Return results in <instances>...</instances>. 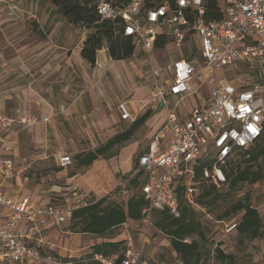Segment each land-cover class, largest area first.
<instances>
[{"label": "built area", "instance_id": "obj_1", "mask_svg": "<svg viewBox=\"0 0 264 264\" xmlns=\"http://www.w3.org/2000/svg\"><path fill=\"white\" fill-rule=\"evenodd\" d=\"M206 1H165L145 10L142 0L120 4L93 0L100 17L112 23L114 35L131 37L143 52L153 51L161 37L177 47L190 41L191 58H176L173 66H168L172 74L169 85L161 89L157 86L154 93V99L161 100L166 108L155 140L166 139V146L158 153L150 146L137 157L133 175L141 172L143 177L140 190L147 202L142 209L144 223H151L157 210L179 215V184L184 185L187 201L194 203L195 166L203 157L210 165L201 169V176L219 187L225 182L226 162L264 135V0H220L218 18L208 17ZM196 56L201 60L200 70ZM235 66L252 68V74L246 72L247 77L238 75L234 79L217 75ZM203 85L209 86L206 99L181 114V100ZM170 97L175 99L173 103H168ZM117 109L122 119L130 118L125 102ZM17 123L30 125L25 117L15 118L0 111V132L11 131ZM9 137L0 142V185L15 173L8 155ZM55 160L62 168L72 164L67 154H56ZM133 175L119 181L118 194L127 195ZM86 204V198L75 196L64 205H38L30 195L10 196L0 188V264H85L86 258L43 252L49 248L43 232L49 222L63 224L75 208ZM219 223L222 235H230L237 219ZM209 241L214 249L217 240ZM91 259L100 264H151L131 240L120 257L96 253Z\"/></svg>", "mask_w": 264, "mask_h": 264}, {"label": "rangeland", "instance_id": "obj_2", "mask_svg": "<svg viewBox=\"0 0 264 264\" xmlns=\"http://www.w3.org/2000/svg\"><path fill=\"white\" fill-rule=\"evenodd\" d=\"M89 29L84 26H76L69 23L60 12L57 11L56 7L52 4L51 0H0V68H7L10 66V56L11 52L18 50V54L23 53L27 46L31 47L40 43L50 50L52 44L57 42L64 44L68 49L72 45H68L69 40L76 41L77 38L86 36ZM42 32L44 36L39 35ZM50 36L49 38L47 37ZM66 40L65 43L63 41ZM71 43V42H69ZM73 44V43H71ZM196 45H198L196 43ZM136 46L133 55H131L127 60V65L130 67L129 77H125L123 80L124 85L127 89H122L124 95L121 94L120 98L116 97L118 91L120 90L118 86L120 85V78L123 76H118L116 73H104L102 75H97L93 70L89 74L88 85L81 84V81L77 82V95L81 99L85 96H89L91 92L99 98L109 92L115 93V104L114 108L117 110V104L119 99H124L125 101H132L134 95L135 87H138L145 92L149 93L148 96L144 98L142 104V111H132L136 118L140 116L147 109L157 110L153 103L150 102V91H156L157 85L159 88H165V84L170 79V69L168 66H173L176 58L183 57L188 58L190 55V41L181 45L180 47L167 42L163 48H154L153 51L139 52ZM68 54L70 53L67 52ZM38 53H32L31 68L36 66V63H40L41 57H36ZM24 55V54H23ZM25 56V55H24ZM44 58H48L44 56ZM197 68L201 69V60L199 56ZM35 59V63H33ZM27 64L28 60L24 59ZM2 64V65H1ZM25 64V63H24ZM26 65V64H25ZM30 67V66H29ZM252 74V68L250 70L247 68H241L240 66H235V68H226L223 71H218L217 75L222 74V76L234 79L238 75H242V78L247 76L246 72ZM22 77H17L16 83L9 81L16 74L5 73L0 77V95L4 93L8 94L13 88V86L26 84L31 85L39 95H42V80H34V74L31 71L24 70ZM83 73L81 70L78 72L79 77ZM254 75V74H253ZM79 77L77 79L79 80ZM24 79V80H23ZM119 84V85H118ZM56 85V84H55ZM122 88V87H121ZM209 91L208 85H203L200 90L196 93L198 95H206ZM56 92V90L54 91ZM45 93V90H44ZM194 96V95H193ZM188 100V101H187ZM187 103L192 100L188 98ZM15 101L11 98L7 99V109H12L15 107ZM142 105V106H143ZM17 113L15 112V118L25 117L29 120L30 125L26 126L23 123H17L11 130V136L13 141L16 138V148L18 150L17 162L15 164L16 174L21 179V187L23 190L32 195L35 199L47 198L49 204L53 205H64L67 203L65 198L70 196L69 190L74 187H82L81 184L93 183L90 179V175L95 170L87 167H79L76 165L75 155L87 150H92L100 143L106 141H96L94 146H84L77 147L74 150L67 148L63 145H58L57 143H51L47 146L44 141L45 147L42 146L41 142L34 143L31 138L30 129L36 119V121H42L43 118L40 115L35 117H30L25 114L24 111H18L19 106L17 105ZM12 111V110H11ZM89 122V121H88ZM131 122L126 121L123 123H118L117 132L123 131L128 128ZM45 129V132H51L54 134L58 130V122ZM68 126L63 124L59 128H63L67 131ZM146 135V130L139 128L134 132L131 139L137 140H148ZM84 137H80L81 143ZM51 141V140H50ZM125 141L123 143L126 144ZM83 149V150H82ZM130 149V148H129ZM140 147L133 154V165L136 163V158L142 151ZM128 151V150H127ZM59 152H65L71 156L72 164L66 169L58 168L55 164L54 157ZM240 156L237 157L239 159ZM129 173V172H128ZM126 174L120 178H128L130 175ZM115 183L111 188L106 189L103 193L94 194L89 192L90 196L94 199H99L103 196H107L110 201H117L123 203L124 195L118 194V185ZM80 183V184H79ZM115 186V187H114ZM77 188V189H78ZM88 188V187H85ZM82 189V188H80ZM227 186L220 187L221 197L214 204H199L197 208L196 218L202 222L206 227L204 237L200 239V247L203 255L206 256V251L212 248V244L209 239L215 238L217 240L216 247L223 250L226 254H232L234 256L235 264H264V181L249 184L243 183L234 190H230V193L223 195L226 192ZM247 197L252 206H254L262 219L263 227L262 234L260 237L253 240L239 241L238 235H222V224L216 223V216L221 213L227 206H229L235 199H241ZM72 202V201H70ZM240 213H236L233 218L239 216ZM66 222L60 225H54V231L51 230L49 236V242L51 250L55 253H62L65 255H73L74 257H79L87 254L91 251V246L100 242H120L121 244L118 248L126 247V243L131 240L133 246L139 249L145 259H147L151 264H181L178 258L173 256L171 246L169 244V239L167 236L154 228L151 223H144L141 219L140 221L133 222L127 220L124 224L112 229L109 232L101 236H95L83 233H62L66 229ZM220 239V241H219ZM213 241V240H212ZM214 242V241H213ZM214 250V249H213ZM208 255L209 264H231L221 260L216 252H210Z\"/></svg>", "mask_w": 264, "mask_h": 264}, {"label": "crops", "instance_id": "obj_3", "mask_svg": "<svg viewBox=\"0 0 264 264\" xmlns=\"http://www.w3.org/2000/svg\"><path fill=\"white\" fill-rule=\"evenodd\" d=\"M39 35L44 36L42 32H39ZM47 37L49 38L50 36L47 35ZM84 38L85 36L83 35V37L77 38L76 41H73L70 38L67 39V41L69 40V42L73 43L71 44L68 42V45H72L68 49L64 44H61L59 42L52 44L49 51L47 50V47L45 45L40 43L32 46V48L27 46L26 50L21 54H18V50L16 49L15 52H11L10 66L7 68H3L1 66L0 68V77L5 73H10L9 77L12 73L16 74L14 77H12L11 80H9L12 81V83H16L17 77L23 76L24 70L33 72V74L35 75L34 80L37 79L38 81H43V93H41L42 95H39L38 92L31 87V85L28 86L26 84H16L15 86H13V88H11L8 94L4 93V95H0L1 112L9 116H14L15 112L17 113L18 107L16 106L18 105V111H24L27 116L35 117L36 115H40L43 118L42 121H36L35 119L30 129V132L32 133L31 138L34 143L41 142L42 146L44 147V141L47 143L46 147L50 146L51 143H57L58 145H63L67 148H70L71 150L76 149L77 147L75 146H79L80 148L88 146L90 148V146H94L96 141H103L115 135L119 126L118 123L120 124L126 121H134L136 119V115L132 111H142V107L146 105H143L142 101L145 97L148 96L147 94L149 93L138 87H135L134 89L132 101L128 102L124 99H119L118 104L121 102H125L130 112V118L127 119H122L120 117L118 109L116 108L117 110H115V93L113 92L108 91V93L105 94L102 99H99L94 94V92H91L89 96H85L84 99L78 97V88L76 87L77 82L81 81V84L88 85L89 74L91 70H93V72H95L97 75H102L104 73H116L118 74V76L119 74L123 76L122 78H120L119 76L121 81L120 85L118 84V88L120 90L116 95V97L120 98L121 94H125L122 92V89H127V86H125L123 82V80L126 79L124 78V76L129 77L131 70L126 62L129 57L124 59H113L109 56L106 48L104 47L97 51L95 63L93 65L87 62L80 55V48L82 46ZM65 42L66 40L63 41V43ZM170 43L173 44L172 42ZM138 49L139 52H143L140 48ZM69 51L70 53L68 54L67 52ZM32 53H35V55L36 53H38L36 57H41L40 63H36V66H34L33 68H31L30 64L32 63L29 59L32 57ZM133 54L134 53H132V55ZM44 56H47L48 58L46 59L44 58ZM24 59L28 60L29 64L23 61ZM32 60H34L33 63L36 62L35 59ZM80 70L83 74L79 77L78 72ZM77 77H79V80L77 79ZM171 78L172 74H170V79L166 81L167 83L165 84V88L169 85ZM55 90L56 92H54ZM197 92L181 100V114L188 113L189 109L196 102L206 99L208 93L204 96L196 94ZM154 93L155 91H150V102L153 103V106L157 110L154 111L150 108L147 109L146 111H149V115L145 119L144 123L140 127H138V129L141 128L146 130L145 136L148 137V140L146 141L145 139H129L126 144L122 145L119 148L118 152L114 156L110 158L98 157L91 164L86 165L90 168L93 167V169L95 170L90 175V179L93 183L81 184L82 187L80 188L82 189L74 187L69 190L70 196L65 198L67 202L73 201L75 196L81 198H92L89 192H93L94 194L103 193L106 189L111 188L115 183L117 184L118 180H120L122 176L126 175L132 170L134 166L132 159L133 154L140 147L143 148L141 152L148 150L150 146H152L154 153H158L159 151L164 149V147L166 146V139L155 140V136L157 135V132L164 122L166 108L161 100L154 99ZM9 98L15 101V107H13L12 109H7V99ZM188 98H192V100L187 103ZM174 101V98H168V103H173ZM56 122H58L59 126L63 124L64 126L68 127L67 131H65L63 128H59L58 126V130L57 132H55V139L54 134L51 132L46 133L45 129L47 127H50L51 123L52 125L56 126ZM9 134L10 137L8 143L10 144L11 149L8 152V155L13 159L15 166L17 162V156L19 154L16 148V138L15 141H13L11 131L6 130L0 132V142ZM80 137H84V143H78V141H80ZM59 153L67 154L65 152ZM57 167L61 169L67 168H62L58 165ZM14 170V175L11 178L5 180L0 185L1 191L6 195L15 197L30 195L20 186L21 179L18 174H16L15 167ZM36 201L38 205L49 204L47 198H38V200L36 199ZM53 229L54 223L49 222L43 232L44 240L46 241L49 248H51V246L48 240L51 234V230ZM62 233L67 234L71 232L62 231ZM58 255L63 257L73 256L71 254L65 255L60 252L58 253Z\"/></svg>", "mask_w": 264, "mask_h": 264}, {"label": "trees", "instance_id": "obj_4", "mask_svg": "<svg viewBox=\"0 0 264 264\" xmlns=\"http://www.w3.org/2000/svg\"><path fill=\"white\" fill-rule=\"evenodd\" d=\"M127 1L114 0V3L120 4ZM165 1L172 0H142V8L147 10ZM51 2L69 23L89 29L80 48V55L90 64L95 63L96 53L103 47L113 59H124L132 55L135 49L134 40L129 36L114 35L112 23L100 17L93 0H51ZM206 5L208 17L218 18L219 14L216 9L220 5V0H207ZM167 41L165 37L159 38L155 43V48H163ZM190 58L189 55L188 59ZM148 115L149 111L144 112L132 121L127 129L117 132L92 150L76 154L74 156L76 165L86 166L98 157L114 156L123 143L129 140L136 129L144 123ZM238 156H240L239 159H237ZM209 165V160L203 157L195 166L194 186L197 187V194L193 204L184 197V185L179 184L177 186L179 215L172 216L165 210H157L152 216V225L167 236L173 256L178 258L181 264H209L208 255H211V249L206 251V256L203 255L199 242L204 237L206 227L196 218L198 203L203 205L217 203L222 195L220 187L227 186L223 194L225 195L243 183L253 184L264 181V135L248 149L237 151L234 157L226 162L223 166L225 182L219 187L201 176V169ZM135 170L136 164L128 174L133 175ZM142 183L141 172H137L129 179L128 192L123 203L110 201L107 196L99 199L86 197L87 204L72 211L71 218L66 222L65 231L101 236L124 224L127 220L140 221L143 217L142 209L147 203L140 190ZM236 213L240 214L237 217V225L230 235L237 234L240 242L261 236L263 227L261 216L247 197L235 199L216 216L215 221L219 223L222 220H230ZM185 238H189V242H184ZM120 244L121 241L96 243L91 246V251L87 254L72 258H86L85 264H100L91 259L92 256L100 253L104 256L117 254L120 257L125 248L119 249ZM44 251L58 256L51 248H46ZM213 251L221 260L235 264L232 254H226L218 247H215Z\"/></svg>", "mask_w": 264, "mask_h": 264}]
</instances>
